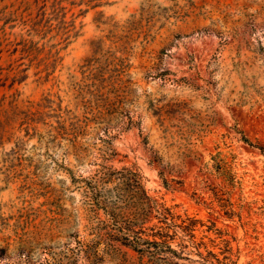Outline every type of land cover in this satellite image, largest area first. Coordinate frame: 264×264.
<instances>
[{
    "label": "rangeland",
    "instance_id": "rangeland-1",
    "mask_svg": "<svg viewBox=\"0 0 264 264\" xmlns=\"http://www.w3.org/2000/svg\"><path fill=\"white\" fill-rule=\"evenodd\" d=\"M244 135L264 146V0H0V264L74 263L103 166L205 224L195 264H264Z\"/></svg>",
    "mask_w": 264,
    "mask_h": 264
},
{
    "label": "trees",
    "instance_id": "trees-1",
    "mask_svg": "<svg viewBox=\"0 0 264 264\" xmlns=\"http://www.w3.org/2000/svg\"><path fill=\"white\" fill-rule=\"evenodd\" d=\"M62 130L64 132L61 131L58 135L70 134L63 127ZM243 140L264 153V146L255 145L245 135ZM114 155L113 151L110 158ZM112 182L115 186L106 189L109 191L108 196L96 194L95 189L91 193L87 192L94 214L89 232L92 238L87 242H79L76 259L72 264H77L80 253L84 254L88 264L102 263L108 257H121L127 262L128 250L137 255L139 264H195L185 253L189 247H194L203 256L200 248L205 242H197V230L205 224L187 214L183 217L172 207L151 196L145 188L139 169L103 166L100 183L105 188ZM230 251L229 247L227 252ZM208 257L215 258L221 264H236L229 257L221 262L211 250L204 260H208Z\"/></svg>",
    "mask_w": 264,
    "mask_h": 264
}]
</instances>
